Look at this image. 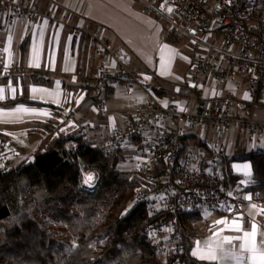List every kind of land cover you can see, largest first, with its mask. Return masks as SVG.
<instances>
[{"label":"built area","instance_id":"2783aa9c","mask_svg":"<svg viewBox=\"0 0 264 264\" xmlns=\"http://www.w3.org/2000/svg\"><path fill=\"white\" fill-rule=\"evenodd\" d=\"M136 1L187 40L191 57L184 84L198 90L205 79L217 78L228 82V93L202 96L194 109L163 104L151 94L160 89L161 82L150 73L132 69L131 55L124 49L110 47L103 25L82 30L71 24L69 15L63 12L56 16L51 8L44 10L38 0H0V16L5 17L4 26H13L20 19L48 21L69 26L75 35H85L99 59L92 77L95 93L101 97L96 105L98 113L107 110L105 93L113 82L121 85L124 94L141 91L148 97L122 127L107 124L106 134L92 144L133 151L132 168L144 179L133 186L135 203L160 204L170 211L210 209L229 217L239 216L243 200L234 187L224 183L216 160L222 154L221 143L214 141L209 145L214 160L206 167L205 148L197 146L188 157L182 150L183 139L189 130L224 132L244 128L251 140L264 131V121L253 117L254 107L264 105V0ZM169 7L173 9L170 14L166 13ZM87 81L89 77L80 74V82ZM234 90L239 91L238 100L230 94ZM91 126L90 119L83 120L80 135L89 139ZM159 160L160 177L154 165ZM174 226L173 219L148 226L151 245L162 256L180 250ZM261 226L264 228V221Z\"/></svg>","mask_w":264,"mask_h":264},{"label":"crops","instance_id":"0c3cea01","mask_svg":"<svg viewBox=\"0 0 264 264\" xmlns=\"http://www.w3.org/2000/svg\"><path fill=\"white\" fill-rule=\"evenodd\" d=\"M38 1H42L44 10L51 8L56 16L66 13L70 16L72 25L82 30H89L95 24L103 25L111 48L126 50L131 55V67L134 70L150 73L161 82L160 89L152 90L151 94L163 104L173 103L194 109L202 96L214 97L228 93L226 89L228 82L217 78L205 79L198 90L181 93L191 57L190 46L183 37L170 41L163 20L146 10L136 0ZM4 23L5 17L0 16V88L4 89V99L0 102L24 94L33 102L0 105V164H13L31 159L35 152L50 145L55 135L64 130L63 125L68 120L69 113L83 120L90 119L92 126L89 139L95 142L106 134L107 124L122 127L135 108L148 100L141 91H135L131 95L124 94L122 88L115 86L117 82H113L114 88L112 95L107 98L106 112L98 113L95 106L84 117L79 112L73 113L72 110L74 111L75 106L84 96L81 90L74 88V85L80 83V74L93 77L96 73L99 59L94 47L87 44L84 35L73 34L71 28L62 23L48 21L38 23L24 19L17 20L13 26H4ZM182 40L184 42H181ZM32 71H39L50 77L51 82L32 83L27 76ZM5 75L10 76L3 78L2 76ZM230 94L234 100H238L240 96L237 90ZM122 99H129L131 104L125 105L126 102ZM17 108L35 111L16 113ZM253 117L264 121V105L254 107ZM48 122L53 129L49 130L44 126ZM245 131L244 128L240 131L224 132H216L212 129L200 132L189 130L183 139L182 150L188 157L196 148L197 137L205 140L208 146L214 141L221 143V156L230 158L229 165L232 171L241 175V178L231 186L244 203L243 212L236 217L225 216L210 209L198 211L192 225L195 235L190 253L198 248L203 251L206 242L224 236H242L244 231H251L253 223L257 225L256 247L264 249V228L261 226V222L264 221V200L256 198L250 190H245L251 181V163L240 158L242 155L240 149L246 151L260 146H251L254 140H251L250 134L247 131L245 134ZM234 133H236V143L234 150L231 151ZM246 135L247 147L238 143L241 140L240 136L244 138ZM132 147L133 144L129 148ZM204 148L206 150V147ZM126 151L133 154V151ZM220 158L216 159L219 166ZM213 160L212 151L210 154L206 151L203 165L209 167ZM245 164L250 166L247 169L250 175L247 176L244 175L245 169L242 167ZM246 196L249 199H245ZM253 204L256 205L255 208L252 207ZM220 220H225L227 223L217 224L216 221ZM233 221L241 225L239 231L233 226ZM240 243L239 240H233L231 245L225 244V249L239 253ZM243 255L247 257L249 254L243 253ZM195 258L207 264H233L226 259L208 261L201 260L199 256ZM246 264L251 262L246 261Z\"/></svg>","mask_w":264,"mask_h":264},{"label":"trees","instance_id":"16d2710c","mask_svg":"<svg viewBox=\"0 0 264 264\" xmlns=\"http://www.w3.org/2000/svg\"><path fill=\"white\" fill-rule=\"evenodd\" d=\"M165 28L170 41L182 38ZM5 76L2 77L10 75ZM27 76L35 84L52 80L39 71ZM113 85L108 86L106 99L112 95ZM74 88L84 96L72 112L84 117L101 97L95 93L92 76ZM192 91L184 85L181 93ZM17 102L33 101L24 94L0 105ZM67 117L64 130L31 159L0 164V233H3L0 264H207L190 253L197 212L170 211L160 204L148 205L146 201L135 203L133 186L144 179L132 166L122 167L132 153L92 145L93 141L80 135L81 119L69 114ZM44 126L53 129L49 122ZM73 143H76L74 148ZM197 146L206 147L210 154L205 140L197 137ZM240 152V158L251 163V181L245 190L264 200V148L246 151L242 148ZM219 162L226 185L231 186L241 178L232 171L230 158L222 155ZM154 165L160 177L161 161ZM83 171L96 175L92 187L83 184ZM16 198L21 203L12 208ZM133 205L132 211L125 215V209ZM168 219L175 221L180 250L162 256L151 245L148 226Z\"/></svg>","mask_w":264,"mask_h":264},{"label":"snow or ice","instance_id":"6c2138e0","mask_svg":"<svg viewBox=\"0 0 264 264\" xmlns=\"http://www.w3.org/2000/svg\"><path fill=\"white\" fill-rule=\"evenodd\" d=\"M163 7V5H161ZM169 13L173 11L171 7L167 9ZM39 66L38 64L36 65ZM33 91H36L33 89ZM177 91H179L177 89ZM13 92H15V89H13ZM4 89L0 88V100L4 99ZM248 98L247 93L245 94V99ZM29 111H35V110H29L27 108H17L15 109L16 113H26ZM183 111V109H181ZM244 171V175H250V172L247 171L249 169V165L245 164L242 166ZM95 177L93 174L89 173L87 174L84 179L83 183L89 187L93 186V181ZM245 199H249V197H245ZM132 207H129L125 209L124 214H128L132 211ZM253 208L256 207V205H252ZM217 224H224L227 223L225 220L216 221ZM233 226L237 231L240 230L241 225L237 223L236 221H233ZM256 235H257V225L255 223L251 226V231H244L242 236H236V237H230V236H224L220 239L206 242L205 249L201 251L199 248L196 251H193L191 254L195 256H199L201 260H208V261H217L219 260H229L233 262V264H246V261H250L251 264H264V249H258L256 247ZM233 240H239L241 243L239 244L240 252L237 253L236 251H232L230 249H225V244L231 245V242ZM243 253H248L247 257L243 255Z\"/></svg>","mask_w":264,"mask_h":264},{"label":"rangeland","instance_id":"374dc122","mask_svg":"<svg viewBox=\"0 0 264 264\" xmlns=\"http://www.w3.org/2000/svg\"><path fill=\"white\" fill-rule=\"evenodd\" d=\"M70 22H71V18H70ZM72 24V23H71ZM85 36V35H84ZM86 37V36H85ZM183 39V38H182ZM208 41H213V39L212 38H208ZM181 42H184V40H182ZM115 86L116 87H119V88H121V85L119 84V83H117V84H115ZM123 101H125L126 103H125V105H130L131 104V102L129 101V99H122ZM128 101V102H127ZM83 120V118L81 119V121ZM99 128V127H98ZM245 134H246V131H245ZM244 134H241V136H243ZM93 136V134L91 135V137ZM240 136V138H241V140L238 142V143H240V145H242V146H248V144L246 143V138L248 137L247 135L244 137V138H242ZM254 137H255V140L251 143V146H260V147H264V131L263 132H260V133H257L256 135H254ZM235 143H236V133H234L233 135H232V140H231V147H230V150L232 151V150H234V148H235ZM239 145V144H238ZM250 146V145H249ZM133 157H134V154H132V155H130V156H128L127 158H126V161L122 164V167H129V166H132V161H133ZM246 160H248V159H246ZM249 161V160H248ZM89 173H91V174H93L94 175V177H95V179H94V181H96L97 180V177H96V175L93 173V172H89V171H85L84 173H83V179H84V177L87 175V174H89ZM94 181H93V184H94ZM82 182H83V180H82ZM84 184V183H83ZM87 186V185H86ZM89 187V186H88ZM21 203V199L20 198H16V200L14 201V203L11 205V207L12 208H16L19 204ZM1 235H3V233L1 232L0 233V237H1Z\"/></svg>","mask_w":264,"mask_h":264}]
</instances>
